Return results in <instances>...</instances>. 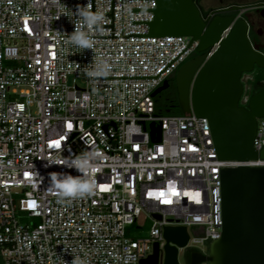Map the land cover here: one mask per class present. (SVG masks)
Returning a JSON list of instances; mask_svg holds the SVG:
<instances>
[{"label": "built area", "instance_id": "2783aa9c", "mask_svg": "<svg viewBox=\"0 0 264 264\" xmlns=\"http://www.w3.org/2000/svg\"><path fill=\"white\" fill-rule=\"evenodd\" d=\"M88 3L104 21L85 29L93 46L83 50L69 40L80 24L77 5ZM156 9L157 0H0L5 264H143L156 246L157 264H165L169 227L188 230L189 242L179 255L182 250L207 255L222 236V171L264 168L261 158L221 160L208 119L195 112H157L154 93L198 43L151 37ZM218 49L219 44L210 49L208 59ZM100 61L108 71L87 75ZM151 124L162 126L160 142L153 141ZM254 147L264 150V118L258 120ZM87 150L99 153L91 177L95 194L60 199L49 173L79 175L62 163ZM49 159L60 165L46 167ZM145 230L147 236L136 238Z\"/></svg>", "mask_w": 264, "mask_h": 264}, {"label": "water", "instance_id": "95a60500", "mask_svg": "<svg viewBox=\"0 0 264 264\" xmlns=\"http://www.w3.org/2000/svg\"><path fill=\"white\" fill-rule=\"evenodd\" d=\"M231 26L230 34L223 38ZM150 36L191 38L192 44L198 43L197 53L219 44L212 58L197 57L179 70L180 107L184 115L195 112L208 119L221 160L264 159V150L258 153L254 147L258 120L264 118V89L250 98L249 110L241 107L246 93L244 74L264 69V54L250 41L247 21L217 17L208 24L193 0H157ZM164 89L166 82L154 98ZM150 127L153 141L160 142L162 126ZM222 181V236L211 243L207 255L193 252L190 264H264V168L224 169ZM165 238V264H180L179 248L187 246L188 230L166 228ZM158 259L156 246L154 256L143 264H157ZM0 264H5L1 247Z\"/></svg>", "mask_w": 264, "mask_h": 264}, {"label": "clouds", "instance_id": "9594fccd", "mask_svg": "<svg viewBox=\"0 0 264 264\" xmlns=\"http://www.w3.org/2000/svg\"><path fill=\"white\" fill-rule=\"evenodd\" d=\"M75 15L79 18L80 24L74 25V31L70 34L69 42L83 50L92 49L93 41L89 36V32L85 29L92 30L101 27L104 16L99 12L91 11L89 3L84 6L77 5ZM107 71V62L100 61L97 68L86 74L99 77ZM98 160L99 153L95 150H87L78 155L65 158L62 164L74 168L79 175L49 173L50 188L55 190L60 199H82L94 195L97 184L91 177L93 170L97 167ZM52 164L60 165L55 160L49 159L46 167ZM73 264H77V262L74 260ZM79 264H84V262L80 261Z\"/></svg>", "mask_w": 264, "mask_h": 264}, {"label": "flooded vegetation", "instance_id": "af4514ba", "mask_svg": "<svg viewBox=\"0 0 264 264\" xmlns=\"http://www.w3.org/2000/svg\"><path fill=\"white\" fill-rule=\"evenodd\" d=\"M193 3L199 9L204 22L208 24L217 17H234L238 21L246 20L249 24L250 41L254 46H258L261 53L264 54V0H193ZM208 54L209 50L203 53L196 51L186 63ZM178 72L166 81V89L157 96L158 100L166 106L168 112L180 107L176 82ZM250 74H244L243 82L246 76H251ZM249 100L246 103L243 99L241 107L249 110ZM191 254V252L186 253L189 262Z\"/></svg>", "mask_w": 264, "mask_h": 264}, {"label": "trees", "instance_id": "16d2710c", "mask_svg": "<svg viewBox=\"0 0 264 264\" xmlns=\"http://www.w3.org/2000/svg\"><path fill=\"white\" fill-rule=\"evenodd\" d=\"M246 88V93L244 97L251 98L254 95L258 94L264 89V69L257 68L256 71L253 73L251 79L244 83ZM156 105H157V112L164 115H183L181 107L172 112H168L166 106L163 105L158 98H155Z\"/></svg>", "mask_w": 264, "mask_h": 264}, {"label": "rangeland", "instance_id": "374dc122", "mask_svg": "<svg viewBox=\"0 0 264 264\" xmlns=\"http://www.w3.org/2000/svg\"><path fill=\"white\" fill-rule=\"evenodd\" d=\"M252 75L251 76H246L244 78V82L247 83L251 79ZM79 85H82V83H79ZM243 99L246 102V100H248L249 98L244 97ZM147 233H148L147 230H145V231L142 232V234L136 233L135 236H136V238L145 237V236H147ZM206 252L208 253V249H206ZM179 259H180V263L181 264H190V262H188V259H187V256H186V252L184 250L180 251Z\"/></svg>", "mask_w": 264, "mask_h": 264}, {"label": "snow or ice", "instance_id": "6c2138e0", "mask_svg": "<svg viewBox=\"0 0 264 264\" xmlns=\"http://www.w3.org/2000/svg\"><path fill=\"white\" fill-rule=\"evenodd\" d=\"M163 195V194H162Z\"/></svg>", "mask_w": 264, "mask_h": 264}]
</instances>
